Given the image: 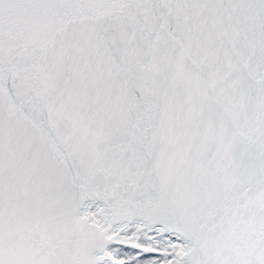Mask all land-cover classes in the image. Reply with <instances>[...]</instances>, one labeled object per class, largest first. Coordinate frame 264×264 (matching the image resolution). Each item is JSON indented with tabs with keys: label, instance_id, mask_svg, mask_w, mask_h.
I'll return each mask as SVG.
<instances>
[{
	"label": "snow or ice",
	"instance_id": "1",
	"mask_svg": "<svg viewBox=\"0 0 264 264\" xmlns=\"http://www.w3.org/2000/svg\"><path fill=\"white\" fill-rule=\"evenodd\" d=\"M0 264H264V0H0Z\"/></svg>",
	"mask_w": 264,
	"mask_h": 264
}]
</instances>
